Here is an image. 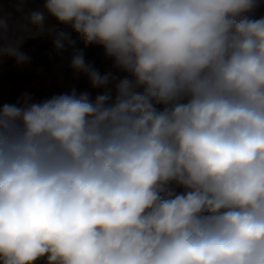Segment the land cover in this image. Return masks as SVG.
Wrapping results in <instances>:
<instances>
[{
    "label": "clouds",
    "instance_id": "obj_1",
    "mask_svg": "<svg viewBox=\"0 0 264 264\" xmlns=\"http://www.w3.org/2000/svg\"><path fill=\"white\" fill-rule=\"evenodd\" d=\"M262 6L42 0L0 14V64H30L25 44L47 39L88 85L0 102V264H264Z\"/></svg>",
    "mask_w": 264,
    "mask_h": 264
},
{
    "label": "crops",
    "instance_id": "obj_2",
    "mask_svg": "<svg viewBox=\"0 0 264 264\" xmlns=\"http://www.w3.org/2000/svg\"><path fill=\"white\" fill-rule=\"evenodd\" d=\"M41 7L42 0H0V14L13 21L25 12ZM257 15H264V6L258 10ZM79 47L83 48V44ZM24 51L31 57L30 64L17 66L13 60L7 58L0 64V102H15L25 91L38 100V94L47 86L63 88L65 73L70 68V52L53 54L51 42L47 39L29 41L25 44ZM84 51L85 54L103 53L98 46H89ZM65 86L68 84L64 83Z\"/></svg>",
    "mask_w": 264,
    "mask_h": 264
},
{
    "label": "rangeland",
    "instance_id": "obj_3",
    "mask_svg": "<svg viewBox=\"0 0 264 264\" xmlns=\"http://www.w3.org/2000/svg\"><path fill=\"white\" fill-rule=\"evenodd\" d=\"M95 47H97V46H95ZM85 57L89 63H92L102 73L107 71V70H110V61L106 60L103 53L94 52L93 54H85ZM65 74H66L65 75L66 80L64 83L68 84L67 87L66 86L64 87V83H63L62 89L55 87V86H47V88H50V89L54 88L56 90H59L60 92H64V91L69 90L71 87H76L77 89H80V90L86 89L88 87L86 78L82 75L76 76L73 73L71 68H69ZM52 95H54L53 92H48L46 95L39 93L37 98H38V100H43V99H46ZM42 263H43V261L39 262V264H42Z\"/></svg>",
    "mask_w": 264,
    "mask_h": 264
},
{
    "label": "built area",
    "instance_id": "obj_4",
    "mask_svg": "<svg viewBox=\"0 0 264 264\" xmlns=\"http://www.w3.org/2000/svg\"><path fill=\"white\" fill-rule=\"evenodd\" d=\"M48 92H53L54 94L61 93L59 90H56L54 88H46L41 93L46 95Z\"/></svg>",
    "mask_w": 264,
    "mask_h": 264
}]
</instances>
